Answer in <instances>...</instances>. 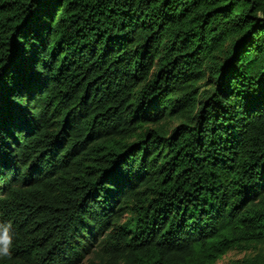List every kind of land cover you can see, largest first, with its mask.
Here are the masks:
<instances>
[{"label":"trees","instance_id":"obj_1","mask_svg":"<svg viewBox=\"0 0 264 264\" xmlns=\"http://www.w3.org/2000/svg\"><path fill=\"white\" fill-rule=\"evenodd\" d=\"M264 0H0V264H217L264 246ZM228 264H264V252Z\"/></svg>","mask_w":264,"mask_h":264},{"label":"clouds","instance_id":"obj_2","mask_svg":"<svg viewBox=\"0 0 264 264\" xmlns=\"http://www.w3.org/2000/svg\"><path fill=\"white\" fill-rule=\"evenodd\" d=\"M264 15V13H261ZM15 232L11 223H0V261L10 259L13 254Z\"/></svg>","mask_w":264,"mask_h":264},{"label":"rangeland","instance_id":"obj_3","mask_svg":"<svg viewBox=\"0 0 264 264\" xmlns=\"http://www.w3.org/2000/svg\"><path fill=\"white\" fill-rule=\"evenodd\" d=\"M262 250L264 252V246L258 247V248H252L248 251H238L234 250L229 252L221 261H219L217 264H228L232 260L241 259L245 256H251L257 253L258 251Z\"/></svg>","mask_w":264,"mask_h":264}]
</instances>
